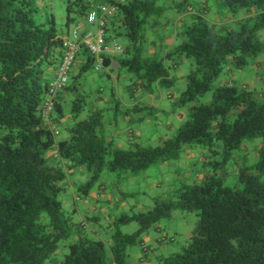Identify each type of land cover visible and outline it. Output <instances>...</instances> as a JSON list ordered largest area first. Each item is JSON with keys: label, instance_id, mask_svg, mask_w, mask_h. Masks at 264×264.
Returning <instances> with one entry per match:
<instances>
[{"label": "trees", "instance_id": "obj_1", "mask_svg": "<svg viewBox=\"0 0 264 264\" xmlns=\"http://www.w3.org/2000/svg\"><path fill=\"white\" fill-rule=\"evenodd\" d=\"M221 1L226 12L239 17L235 27L191 14L194 0H179L175 8L189 12L192 19L181 33L186 40L157 57L146 54L145 33L158 26L150 19L166 11L161 0L109 1L115 13L105 19L104 42L123 38L126 46L113 59L103 54L101 69L115 60L133 76L134 89L154 95L163 89L175 91L172 72L184 57L190 61L179 95L188 115L177 134L157 147L135 144L124 150L107 140L102 111L79 118L90 95L82 89L84 77L101 70L98 58L84 45L66 87L44 116L50 83L70 39L67 30L88 15L91 0H65L67 16L61 24L52 0H0V264H129L130 248L161 230V221L176 210L196 212L197 225L181 252L162 256L156 264H264V97L247 87L219 84L227 64L243 70L264 53L258 36L264 30V0ZM210 91L211 100L201 102ZM71 97L67 113L64 103ZM68 116L73 124L60 139L54 125ZM253 138L263 141L258 161L238 169L237 185H225L220 166ZM196 146L221 152L223 162L213 163L214 173L206 172L200 182L180 184L173 197L157 200L149 211L116 219L117 227L136 222L134 234L117 228L109 245L95 239V232L88 235L89 223L75 218L76 207L64 211L60 195L71 189V170L86 169L90 179L78 190L88 195L104 171L137 176ZM53 151L57 153L50 156ZM167 240L164 236L160 242Z\"/></svg>", "mask_w": 264, "mask_h": 264}, {"label": "rangeland", "instance_id": "obj_2", "mask_svg": "<svg viewBox=\"0 0 264 264\" xmlns=\"http://www.w3.org/2000/svg\"><path fill=\"white\" fill-rule=\"evenodd\" d=\"M65 0H52V8L54 7V12L56 14V18L58 19V23L61 24L64 22L67 13H66V4L64 2ZM179 0H161L160 5L166 8V11L162 16L159 18H151L150 20H153L151 22H154L157 20L160 25H159V33L163 35H167L170 31L177 30L178 32L182 33L181 25L179 24V13L182 14L179 10L173 7V2H178ZM194 1H203V0H194ZM207 6L208 9L211 10V13H206L204 15L208 16L209 19L214 18L218 19L217 17V11L218 8L217 6L214 5V0H207ZM178 13V14H177ZM183 21L185 19L186 23L190 25L192 23V19L190 15H183ZM64 17V19H62ZM151 24V23H150ZM150 34L151 31L148 30L147 33H145L146 37V47H149V39H150ZM161 35V36H163ZM259 38L264 41V30L259 32L258 34ZM163 38L158 37L157 38V44H161V40ZM166 40V39H165ZM186 40L185 36H178V45L183 43ZM259 61L264 62V53L260 54L258 56ZM251 63V61H250ZM170 65L172 64L169 63ZM189 65L188 64H180L179 69L182 71V73L187 74L189 72ZM178 70H173L172 75L174 78H176V87L174 88L175 90L180 89V87H184V84L182 85V82L180 81V77L178 73L180 71ZM179 71V72H176ZM261 76H264V67L262 69V72H260ZM97 75L95 72H89L86 77H84V82L90 84L93 80L91 76ZM253 76V71H252V65L249 64L247 67L244 68V70L237 72L234 74L233 77L231 76H225L227 79H233L234 80V85L237 87L242 86L244 83H248ZM88 89H90V86H88ZM163 93H166V89H163ZM212 97V91L207 92L205 95L201 97V102H209ZM72 97L70 98V102L64 103V108L67 113H70L72 109ZM172 102L169 99H165L164 103L162 104L161 109L163 110V114H160V120L161 121L156 122L151 120L147 124L144 123L142 126H139L136 124V127L140 129V131L135 132V134H138L139 139H137V143L135 144H141L145 147H157L161 145L162 141L166 138H172L177 134L178 129L180 126L185 122L187 119L186 116L188 115V106L187 105H181L180 103H177L176 105H170ZM165 111V113H164ZM174 112V113H172ZM184 112V120L179 122V124L176 125L175 130H168L165 129V127L160 126L162 124H166L167 121L171 120L170 118L172 115L174 119H178L177 115ZM83 116L79 117L82 119V117H85V114H82ZM147 121V120H146ZM145 121V122H146ZM115 145L114 147H117L118 144L123 143L121 139H115ZM263 141L261 138H253V139H247L244 141L242 144L241 148L233 152V158L230 159L228 164H222L221 171L218 173H223L225 174L224 182L225 185L227 186H235L237 185L238 182V169H240L244 164L247 166H253L257 161H258V150L262 147ZM118 148V147H117ZM130 148H134V146L130 145L128 147L127 145H123L121 149L124 150H129ZM214 150H217V145L213 147ZM190 154L189 152H182L181 156L179 159L169 161L165 169H160L159 166L160 164L154 165L147 170L142 171L139 175L137 176H132L130 177H121L117 176V173L110 172V171H104L101 175L100 180L94 184V187L92 189L91 197L93 198V205L96 207L98 206L99 202L94 199L98 197V192L97 189L101 187L100 184H103V186L107 187L108 192L110 193L111 191H121L126 197L127 200L124 201L128 203L127 211H123L120 213H116V208L114 206H110L106 200H101L102 202L100 205L104 208L107 209L104 211L105 215H107L110 211L109 208L113 214V219L110 221H105V219L101 216L100 221L96 222H91L88 225L87 232L88 235L91 236V229L97 230V233L99 234L96 238H102L104 241L107 243L110 241L112 235L115 233L116 229L118 228L119 231H121L124 234H134L139 226L136 222H132L130 224L126 225H119L118 227L116 226L115 222L116 219L119 218L121 215H128L132 216L133 214H137L140 212H146L149 211L151 208L154 207L155 202L157 200H167L173 197V192L176 190L180 184L184 182L186 179H192L191 182H200L201 179L195 180L194 174L195 172H201L202 174H205V172L212 174L214 173V168H213V163L218 162L222 163L224 156L220 152L218 154L212 153L209 149H205L201 146H196L193 148H190ZM195 151H204L206 154V159L201 160L202 164H197L195 165V161H197L196 158H193V156L196 152ZM188 153V154H187ZM191 154L193 157H191ZM205 161V162H204ZM204 162V165H203ZM166 163V162H164ZM209 163L208 167H205V164ZM218 167V166H217ZM144 177L145 179H142ZM89 179V178H88ZM87 178L83 179V181L79 182L76 181L75 179L73 182L76 185V191L79 188V185L86 184L89 180ZM138 180L140 181V184L138 183ZM264 180V178H263ZM190 182V180H189ZM150 183H156L160 185V188H153V187H145ZM73 195V190L70 189L65 193H62L60 195V200L63 202V208L64 211L66 212H72L73 209L75 208V203L76 201L72 197ZM123 202V199L121 202H118V205H121ZM93 206V207H94ZM79 207V206H78ZM78 213L75 214V218L78 219L82 216L85 220H87L88 217L91 215H88L84 210L83 206L77 208ZM115 211V212H114ZM198 222V215L196 212H183L181 210H176L172 213V216L170 218L164 219L161 221V227L163 228L162 236L161 237H166L168 239L167 241H164L162 243H154V241L151 243L153 246L156 247V256L158 257H169L172 254L179 253L181 252L185 246H187L188 241L190 240L195 227ZM93 232V231H92ZM156 231H151L150 235L152 237L157 236ZM163 239V238H162ZM69 241H66L68 243ZM69 244V243H68ZM136 247L130 248L133 251H136ZM65 251H67L66 248H64Z\"/></svg>", "mask_w": 264, "mask_h": 264}, {"label": "crops", "instance_id": "obj_3", "mask_svg": "<svg viewBox=\"0 0 264 264\" xmlns=\"http://www.w3.org/2000/svg\"><path fill=\"white\" fill-rule=\"evenodd\" d=\"M110 0H91V11H98L102 6L109 5ZM210 1V0H209ZM176 2H173V7L175 8ZM214 5L217 6V17L218 19L211 18L209 19L208 16L207 19L211 22L220 24L224 27H235V22L238 20L239 17H233L231 14L226 12L222 7V1L221 0H214ZM212 11L208 9L207 6V0H203L201 2L194 1L193 9H191V14H208ZM178 14V13H177ZM189 12L186 13H179V24L181 25L182 32L183 30L188 26L185 19L183 21V18L187 15H191ZM241 17L245 16V13H242L240 15ZM64 19V17H62ZM65 21V20H64ZM64 23V22H62ZM159 25L156 28L150 29V39H149V47L147 49L146 54L149 56H159L165 55L168 51L173 50L178 44V36H181V32H178L177 30L170 31L167 35H163L159 33ZM68 33H70V37H72V33H75V31H78L79 36L83 37L86 34L92 33L93 34V40L95 41V36L99 33V27L98 24H91L89 23L87 16L83 17L82 19L76 21L71 27L67 30ZM163 35V36H161ZM162 37L161 44H157V38ZM166 39V40H165ZM114 41L119 42L123 47L126 46V41L123 38L119 39H112L109 44L113 43ZM121 55V53L114 52L111 50V52L108 54V58L113 59L114 57H117ZM189 60L185 57L180 61V64H188ZM173 63V62H172ZM80 64V61L77 62V66ZM252 65V71L253 76L251 77L250 81L248 83H244L240 88L247 87L249 89L255 90L256 95L260 97H264V76H261L259 74L262 72V69L264 67V62L259 61L258 57L256 59H253L250 63ZM179 67H177L175 70H178ZM244 70V69H243ZM99 72L94 71L97 75L91 76L92 82L82 87V89H87V91L90 93L88 96V105L87 109L85 111V116H87L89 113H93L96 111H102L104 114V129L106 131L107 140L111 142L112 146L114 147L115 139H121L122 142H124L125 145L130 147V145L135 146V143H137V139H139L138 134H135L136 130L140 131L139 128L136 127V124L139 126H142L144 123H148L151 120L159 122L160 120V114H163V110L161 109L162 104L164 103V100L167 98L169 99L172 104L179 103V95H180V89L173 90H166V93H163L162 91L154 94V95H145L142 94L143 92L138 89H134L132 87L133 85V76L129 74L127 71L121 70L119 68L118 63L115 60H112L111 65L107 69H101L98 70ZM180 73H178L180 77V81L182 82V85L185 84V81L182 80V77L185 76V73H182V71L179 69ZM176 71V72H179ZM242 70H236L231 64L226 65V71L222 79L219 81V84L222 83H231L234 85L233 79H227L225 76H231L233 77L234 74ZM88 86H90V89H88ZM85 91V92H87ZM141 109V110H140ZM165 113V111H164ZM174 113V112H172ZM174 115H172L170 118L171 120L167 121L166 124L161 123L160 126L165 127V129H168L170 131L175 130L176 125L179 124L182 120H184V112L177 115V120L174 119ZM72 116H68L65 119H62L60 122L61 124L54 125V128L57 130V135L60 139H65L68 136V128L73 124ZM147 120V121H146ZM146 121V122H145ZM179 121V122H177ZM60 126V127H59ZM123 143H120L117 145L118 148L121 149L124 145ZM116 147V148H117ZM190 148H186L185 152H189L190 154ZM196 153L192 156L193 158H196L197 161H195V165L202 164L203 159H206V154L204 151H195ZM57 152L53 151L50 153V156L55 155ZM188 154V153H187ZM205 162V161H204ZM203 162V165H204ZM169 164L161 163L159 166L160 169H165V166ZM66 166H69V164L66 163ZM71 173V182L70 188L73 190L72 197L76 201L75 207L79 208L80 204L83 206V210L88 214L91 215L90 217L85 220L82 218V216L78 219L81 221H84L86 224L90 223L91 220H97L100 221L99 217H103L105 221H110L113 219V214L109 208V213L105 215L104 211L107 209H104L100 203L101 200H106L110 206H114L116 208V213H120L123 211H127L131 209L128 207V203L124 202L127 200V197L120 191H111L110 193L107 190V187L103 186V184H100L101 187L97 189L99 191L98 197L96 199L99 204L98 206L93 205V198L91 197V193L88 195H80V191H76V185L73 180L76 181H83L85 178L90 179V175L87 173L85 168H78L70 171ZM206 173V172H205ZM130 177L129 174L122 175L121 177ZM195 180L198 181V179H203L204 174L201 172H195L194 174ZM88 179V180H89ZM142 179H145L142 177ZM190 180V182H189ZM192 179H186L183 183H193L191 182ZM138 183L140 184V181L138 180ZM147 187H157L160 188L161 186L156 183H150ZM79 189V188H78ZM123 199V202L121 205H118V202H121ZM79 206V207H78ZM94 206V207H93ZM114 211V212H115ZM96 222V221H94ZM93 229V228H92ZM93 232L97 233V230H92ZM158 234L156 237H152V235L147 234L143 237L142 243L136 247V251H133V249L129 250L128 254V262L129 264H156L158 260L162 257L156 256V247L153 246L151 243L154 241V243H162L160 242L163 240L161 237L163 234V228L161 227V230L156 231ZM98 234V233H97ZM99 235V234H98ZM108 244H112V239L108 242Z\"/></svg>", "mask_w": 264, "mask_h": 264}, {"label": "built area", "instance_id": "obj_4", "mask_svg": "<svg viewBox=\"0 0 264 264\" xmlns=\"http://www.w3.org/2000/svg\"><path fill=\"white\" fill-rule=\"evenodd\" d=\"M115 12V8L110 5L102 6L98 11H92L88 20L90 23L99 22V33L95 36L96 40H93V34H87L81 40L78 39L77 33L74 34V39L66 42V50L64 53V57L62 60V64L60 65L56 78L50 83L49 92L47 95V100L44 107V116L47 117L49 112L52 111L54 106V100L57 94L62 91L70 77V73L72 71V67L74 61L76 59L77 54L79 53L81 46L84 45L91 51L92 54L97 56L99 67L103 65L104 59L102 57L103 54H107L111 51L110 47H108L104 42V26H105V17L112 16ZM99 13L103 15L101 19L98 20ZM113 49L115 51H121L122 47L118 42H115L113 45Z\"/></svg>", "mask_w": 264, "mask_h": 264}, {"label": "clouds", "instance_id": "obj_5", "mask_svg": "<svg viewBox=\"0 0 264 264\" xmlns=\"http://www.w3.org/2000/svg\"><path fill=\"white\" fill-rule=\"evenodd\" d=\"M109 5L112 6L111 4H109ZM112 7H114V6H112ZM114 8H115V7H114ZM94 11H96V10H94ZM91 12H92V11H91ZM91 12L88 13V15H87V19H88V16H89V14H90ZM114 13H115V12H114ZM113 15H114V14H113ZM113 15H112V16H113ZM112 16H108V17H112ZM102 17H103V15H102L101 13H99L98 20L101 19ZM106 18H107V17H105V19H106ZM88 21H89V20H88ZM89 23H90V22H89ZM95 23H97V24H98V27H99V22L96 21ZM95 23H91V24H95ZM103 29H104V28H103ZM75 32L77 33V36H78V39H79V40H81V39L84 37V36H83V37H80L78 31H75ZM74 34H75V33H72V37H70L69 40L74 39ZM89 34H90V33H89ZM86 35H87V34H86ZM86 35H85V36H86ZM104 35H105V32H104ZM69 40H68V41H69ZM115 42H117V41H114V42L111 43V44H107V46L110 47V49L113 50L114 52L122 53L124 47H123L119 42H118V43L121 45L122 50H121V51H115V50L113 49V45H114ZM88 49H89V48H88ZM80 51H81V49H80ZM80 51H79V52H80ZM90 52H91V51H90ZM110 52H111V51H110ZM110 52H109V53H110ZM109 53H107V54H109ZM78 54H79V53H78ZM78 54H77V56H78ZM77 56H76V58H77ZM96 57H97V56H96ZM75 62H76V59H75L74 63H75ZM61 64H62V63H61ZM73 65H74V64H73ZM102 67H103V65L100 66V69H101ZM72 68H73V67H72ZM97 68H99V64H98ZM56 75H57V73H56ZM53 80H54V79H53ZM53 80H52V81H53ZM52 81H51V82H52Z\"/></svg>", "mask_w": 264, "mask_h": 264}]
</instances>
